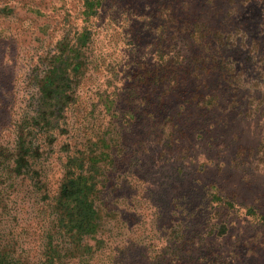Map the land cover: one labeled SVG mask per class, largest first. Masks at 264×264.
I'll list each match as a JSON object with an SVG mask.
<instances>
[{"label": "rangeland", "instance_id": "obj_1", "mask_svg": "<svg viewBox=\"0 0 264 264\" xmlns=\"http://www.w3.org/2000/svg\"><path fill=\"white\" fill-rule=\"evenodd\" d=\"M64 45L87 59L80 82L70 80L66 127L77 128L79 114L82 142L97 122L116 133L101 247L83 264H120L115 253L127 245L139 250L124 257L139 264V252L173 257L183 245L185 256L200 254L183 264L216 255L264 264V0H0L1 158L29 127L36 74ZM53 134L57 143L69 136ZM149 145L154 197L165 186L187 184L195 195L202 187L187 219L161 220L163 207L134 197L136 153ZM46 174L53 192L61 167ZM27 189L18 201L11 188L0 193V252L17 245L16 264L42 258L44 220Z\"/></svg>", "mask_w": 264, "mask_h": 264}, {"label": "trees", "instance_id": "obj_2", "mask_svg": "<svg viewBox=\"0 0 264 264\" xmlns=\"http://www.w3.org/2000/svg\"><path fill=\"white\" fill-rule=\"evenodd\" d=\"M81 48H67L64 45L59 48V53L53 54L47 67L39 66L41 69L34 78L36 96L30 99L34 102L29 104L32 106L29 127L25 131H18V137L7 156L0 157V193L5 194V187L11 188L15 190L14 199L18 201L21 192L27 187V194L34 199L32 205L37 208V212L40 211L44 220L38 239L42 258H37L32 264H83L93 257L102 243L101 238H96L103 224L99 206L107 205V197L102 192L107 194L105 189L112 186L111 173L117 169L118 161L114 154L116 143L113 138L116 133L108 127L98 130L100 123L97 122V130L91 131L86 141L82 142L86 133L81 130L84 117L79 114L75 116L77 128L66 127V109L76 100L70 83L74 81L78 84L85 75L87 59ZM52 117L60 119L58 126L51 122ZM55 131L58 135L69 136L64 142L57 143L56 135L53 134ZM80 132H84L82 136ZM150 147L149 145L136 153L142 163L136 173L138 179H141L140 189H136L134 197L140 196L156 211L163 207L161 220L169 217L170 223L172 217H181L183 214L184 219H187L201 206L202 187L200 193L195 195L185 189L187 184L174 185L172 188L171 185L168 188L165 186L158 194L160 197H154L156 193L148 186V167L144 163L152 162ZM164 154L161 152L156 158H163ZM53 163L59 164L61 174L54 191L50 192L46 171ZM5 195L9 196L8 193ZM90 240H93L92 244ZM15 247L0 252V264L17 263ZM185 247L183 245L174 254V260L166 253L157 259L155 256H145L142 252L138 254L145 259L142 264H183L191 260L198 263L200 254L190 253L187 257ZM136 249L139 250L138 247L128 245L119 249L120 252L115 253V260L120 264H139V256H134L138 259L136 262L131 254L130 261L128 257H124L127 250ZM204 258L207 264H231L232 259L231 256H226L222 260L217 255Z\"/></svg>", "mask_w": 264, "mask_h": 264}]
</instances>
